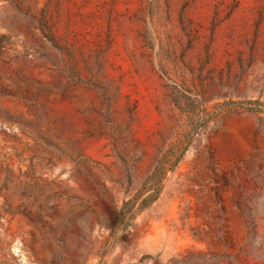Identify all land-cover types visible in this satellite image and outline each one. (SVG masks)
Returning a JSON list of instances; mask_svg holds the SVG:
<instances>
[{
	"label": "rangeland",
	"instance_id": "obj_1",
	"mask_svg": "<svg viewBox=\"0 0 264 264\" xmlns=\"http://www.w3.org/2000/svg\"><path fill=\"white\" fill-rule=\"evenodd\" d=\"M0 264H264V0H0Z\"/></svg>",
	"mask_w": 264,
	"mask_h": 264
},
{
	"label": "trees",
	"instance_id": "obj_2",
	"mask_svg": "<svg viewBox=\"0 0 264 264\" xmlns=\"http://www.w3.org/2000/svg\"><path fill=\"white\" fill-rule=\"evenodd\" d=\"M171 168H173V167H171ZM161 169H165V167L163 168V166H159V167H157L154 171H153V173L149 176V180L150 179H157V178H159V177H161ZM148 181V180H147Z\"/></svg>",
	"mask_w": 264,
	"mask_h": 264
}]
</instances>
